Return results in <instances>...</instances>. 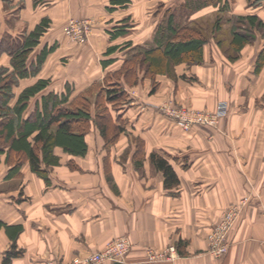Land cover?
Here are the masks:
<instances>
[{"label":"crops","instance_id":"0c3cea01","mask_svg":"<svg viewBox=\"0 0 264 264\" xmlns=\"http://www.w3.org/2000/svg\"><path fill=\"white\" fill-rule=\"evenodd\" d=\"M182 2L0 0V69L18 80L11 104L43 80L46 85L30 97L25 118L41 110L49 96L70 102L84 96L91 102V118L74 126L86 128L87 152L72 154L56 146L59 163L43 164L47 177L35 172L29 159L11 174L13 164L5 154L0 157V264L13 244L9 264H71L120 236L133 242L125 264H264V65L256 69L264 34L256 29L255 39L235 52L220 46L219 28L207 34L201 63L180 62L153 79L139 70L130 83L117 75L132 53L154 43L167 11ZM229 2V10L205 7L187 22L208 8L233 16L256 14L264 21V0ZM72 17L91 21L87 43L67 35ZM43 23L25 63L30 74L21 77L13 54ZM107 84H118L127 94L113 102L103 92L111 135L113 126L124 128L112 140L101 131L102 106L96 102ZM93 87L97 90L90 93ZM167 100L198 109L227 101L228 113L217 127L198 124L186 131L160 108ZM152 153L169 160L177 183L166 185ZM245 196L249 200L229 234L228 251L210 254L212 227ZM171 244L178 250L175 260H147L148 248L159 251Z\"/></svg>","mask_w":264,"mask_h":264},{"label":"trees","instance_id":"16d2710c","mask_svg":"<svg viewBox=\"0 0 264 264\" xmlns=\"http://www.w3.org/2000/svg\"><path fill=\"white\" fill-rule=\"evenodd\" d=\"M253 1V0H249ZM259 0H254L257 3ZM213 6L218 11L231 9L229 0H183V2L167 11L163 22L159 25L154 43L148 48H142L128 57L119 70L118 76H123L125 83L135 82L139 70L152 79L157 73L172 72L177 63L187 61L189 63H201L204 60V46L208 42V36L198 27L187 22L188 17L205 7ZM229 46L235 52L240 51L246 44L256 37V29L264 34V21L256 14L234 15ZM221 19H217L215 28H220ZM46 23L39 25L33 31L23 46H19L13 54V64L17 75L25 77L30 74L26 68V61L32 48L37 44L40 35L45 30ZM231 59L237 56L231 55ZM44 56L40 57L41 61ZM39 65L33 68V72L39 69ZM264 65V49L260 52L257 61V71ZM7 69H0V157L5 154L6 160L13 164L11 174L19 171V167L25 159H29L32 168L41 176H48L47 167L59 163V157L55 153L56 146L72 154L83 155L87 152L85 129L78 131L74 127L77 121L86 122L91 118L89 111V98L81 97L73 101L68 98L59 99L55 96L43 99V108L33 115L25 118L24 112L32 95L39 92L46 82L27 87L13 104V85L17 83L15 74L6 76ZM135 80L131 81V77ZM109 81V80H107ZM106 90L101 88L98 92V105L102 106L103 123H100L101 131L107 140L116 139L124 128L113 126L114 134L111 135L108 107L104 103L103 92H107V100L120 102L126 99V92L118 84H107ZM97 87V86H96ZM96 87L90 89L94 92ZM156 85H154V88ZM14 158H16L15 161ZM151 158L157 168L165 174V183L171 186L179 181L178 175L169 160L159 153H152ZM9 228V227H8ZM13 251L5 258V264L10 263ZM13 252V253H12Z\"/></svg>","mask_w":264,"mask_h":264},{"label":"built area","instance_id":"2783aa9c","mask_svg":"<svg viewBox=\"0 0 264 264\" xmlns=\"http://www.w3.org/2000/svg\"><path fill=\"white\" fill-rule=\"evenodd\" d=\"M92 28V23L88 18H70L65 31L71 40L79 43H87ZM162 111L175 120L183 130H190L198 124L217 127L221 119L228 113L227 101H222L217 108L194 109L190 107H180L174 101H165L160 105ZM249 200L248 196L243 197L239 202L229 205L224 211L222 218L214 224L207 236L208 252L216 257L224 255L229 247V232L238 219L240 213ZM133 247V242L128 236H120L108 242L103 250L92 252L87 258H75L71 264H103V263H126V257ZM147 260L150 262H163L175 260L178 257V250L175 244L169 245L163 250L147 249ZM48 264H58L50 260Z\"/></svg>","mask_w":264,"mask_h":264},{"label":"rangeland","instance_id":"374dc122","mask_svg":"<svg viewBox=\"0 0 264 264\" xmlns=\"http://www.w3.org/2000/svg\"><path fill=\"white\" fill-rule=\"evenodd\" d=\"M159 7H161V6H159ZM164 7L165 6L163 5V9H164ZM215 11H216V9H214V8H212V9L208 8V9L204 10L201 13V16L198 15L199 17H197L194 21H192L193 23H191V24L198 27L203 33H205L206 35L208 34V36H209V34L214 33L215 31L219 30V29L215 28V26H216L217 19H221L222 24L220 26V31L218 32V38H216V39L221 38L220 39V46H229V39H230L229 30H230V26L233 25L234 17H233V15H231L230 12L217 13ZM223 21H225V22H223ZM259 38H260V36H259ZM256 42H257V40L254 43H256ZM133 80H135V76L131 77V81H133ZM167 101H169V100H167ZM89 103H90L89 105H91V102H89ZM174 103H175V105L180 106V107L185 106V105L178 104L175 101H174ZM185 107H189V106H185ZM190 108H194V107H190ZM194 109H198V108H194ZM199 109L212 110L209 108H199ZM243 210H242V212H243ZM242 212L240 213L239 217L241 216ZM239 217H238V219H239ZM237 220H236V222H237ZM236 222H235V224H236ZM235 224L233 225L231 230L234 228ZM230 232H229V234H230ZM228 238H229V235H228Z\"/></svg>","mask_w":264,"mask_h":264},{"label":"water","instance_id":"95a60500","mask_svg":"<svg viewBox=\"0 0 264 264\" xmlns=\"http://www.w3.org/2000/svg\"><path fill=\"white\" fill-rule=\"evenodd\" d=\"M115 264H124V263H123V262H119V261H118V262H115Z\"/></svg>","mask_w":264,"mask_h":264}]
</instances>
